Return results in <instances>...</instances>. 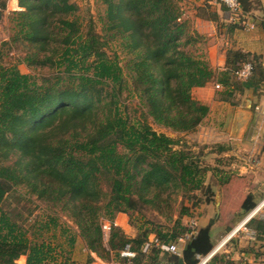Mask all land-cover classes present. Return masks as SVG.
Here are the masks:
<instances>
[{"label":"trees","instance_id":"trees-1","mask_svg":"<svg viewBox=\"0 0 264 264\" xmlns=\"http://www.w3.org/2000/svg\"><path fill=\"white\" fill-rule=\"evenodd\" d=\"M181 1L186 0H103L111 38L119 35L132 57L127 78L123 67L106 58L94 29L82 32L72 0H20L25 11L10 13L14 35L0 49V264H16L22 256L26 264H82L75 257L79 244L86 255L83 264L93 262L92 254L105 262L124 261L121 252L127 245L137 264H179L180 257L163 254L161 248L189 233L181 219L166 233L160 226L138 225L139 234L131 238L115 218L137 213L141 205L159 208L168 189L210 192L207 174L216 177L219 172L174 150L178 141L148 122L152 118L178 133H192L210 113L192 90L210 83L215 71L208 61L182 49L186 23ZM239 2L247 14L260 6L259 0ZM7 8L8 0H0V23ZM19 44L27 51L21 62L36 70L53 61L51 68L65 67L68 79L23 74L17 64L4 65L5 47ZM247 62L255 70L241 88L257 90L264 83L261 58L231 49L227 70L218 79L223 96L230 94L234 71ZM125 90L139 101L141 117L122 102ZM217 150L223 149L215 146L209 155ZM16 195L30 202L36 197L46 204L45 214L28 225L23 215L5 206ZM182 210L181 218L191 216L187 207ZM104 221L111 225L108 241ZM247 227L263 238L264 220L254 218ZM152 235L156 239L150 244ZM213 249L211 225L200 227L182 258L185 264H199V257ZM207 264L233 263L217 254Z\"/></svg>","mask_w":264,"mask_h":264},{"label":"crops","instance_id":"crops-1","mask_svg":"<svg viewBox=\"0 0 264 264\" xmlns=\"http://www.w3.org/2000/svg\"><path fill=\"white\" fill-rule=\"evenodd\" d=\"M199 1L204 4V0ZM259 2V8L248 13V22L254 25L253 29L229 25L225 18L227 9L215 3L208 2L211 6V18L197 19L200 34L203 33L207 41L212 38L219 41L217 46L215 44L212 47L211 57H209L211 68L215 71V78L205 87L197 88L203 95L199 96L198 100L210 109L202 126L218 129L221 137L224 138L222 142L214 143L216 147L222 148V151L217 150L215 154L210 155L208 151L205 153V156L209 155L206 158L211 156L216 158L215 166L219 170L215 174L218 188L213 189V200L209 203L215 205L214 212L217 218L220 216V219L216 223L211 218L200 222L201 227L211 225L214 249L225 243L217 254L226 255L233 264H264L262 262L264 261V236L259 237L253 229L247 227L249 222L244 231L241 228L248 215L264 201V83L257 90L243 89L242 83L233 79L230 83V94L227 96H223L225 88L221 90L216 86L223 85L218 79L220 74L227 70V53L231 49L259 56L264 70V0ZM226 27L230 28V32L226 30ZM210 174L214 178L212 173ZM262 217H264V207L262 214L255 218L262 220ZM115 225L129 237L135 238L136 235L131 234L127 214L119 213L115 218ZM234 231H238L236 241L233 239L236 234L230 236ZM240 237L248 239L249 248L242 249L243 240H240ZM257 237H259L258 240H256ZM155 239V235L150 236V244ZM186 243L182 241L178 243L180 256L170 252L167 246L161 248L162 253L182 258ZM92 258L91 264L104 262L96 254H92ZM199 260L201 261L200 258ZM26 261V256H22L16 264H26ZM164 263L173 264L172 262Z\"/></svg>","mask_w":264,"mask_h":264},{"label":"rangeland","instance_id":"rangeland-1","mask_svg":"<svg viewBox=\"0 0 264 264\" xmlns=\"http://www.w3.org/2000/svg\"><path fill=\"white\" fill-rule=\"evenodd\" d=\"M72 1L76 3L78 7V10L76 11V17H79V21L82 24V32L87 33L90 29H94V32L98 35L101 44H103V51L106 54V58L111 61H116L121 67H123L125 72L124 75L127 78L128 71L126 69V64L132 57L130 56V54H128V51L123 44L124 40L119 35L115 39L111 38L114 32H108L107 30V24L105 21L106 5L103 3V0ZM213 2L214 0L209 1V4ZM179 6L183 14L182 23H186V35L182 38V44L185 43V46L182 45V49L185 52H188L195 56H200L202 59L208 61L211 67L209 60V57H211L210 53L212 51V47H214L215 44L217 46L219 41H217V39L213 40V38L207 41L205 36L202 35L203 33L200 34L199 23L197 22V19H199L200 17L207 19L211 18V6H209L208 4L204 6V4L198 0L181 1L179 3ZM207 8H209V10H207ZM14 11H25V8L21 7L20 5V0H8V8L4 13L2 22L0 23V49L2 48V44L4 42L10 43L14 35V33L12 32L13 25L10 19V13ZM225 18H227L228 20V17L225 16ZM226 30H229L230 32L229 27H226ZM187 41L190 42L187 43ZM24 47H26V45L24 44L15 45L12 49H10V45L6 46L4 49L5 56L3 59V64H17L18 68L23 74H39L43 77H51L52 74H61V76L64 77V81L68 79V77L65 75V67H62L60 69L51 68V64L53 61H49L44 66L38 67L36 70H33V68H31L27 63L21 62L22 58H20V56L24 58L27 53ZM93 60L94 58L91 59V61ZM220 77H222L221 74ZM106 89L107 91H109V88ZM199 96L201 97L203 95L199 93V90H197V88H194L192 90V97L198 100ZM204 97H206V95H204ZM122 99V102L127 105L128 112H131L138 118L142 116V111L140 108H138L139 101L136 98L134 99L133 97H131L128 90H125L123 92ZM148 122L158 133L165 134L178 141V144L173 147L174 150L186 151L190 153L195 159H198L199 163H202L201 165L203 167H205V165L207 164L211 169H217V166H215L216 158L212 156L206 158L205 153H207V151L210 152L212 149H214V147L216 146L214 143L222 142L224 140V138L221 137V134L218 132V129H211L212 126L203 128V126L201 125L195 132L178 133L171 128L156 124V122L152 118H149ZM11 159V161H13V158ZM210 173L212 172H209L207 174L208 178L206 181V185L212 187L211 191H213V189L216 190L218 188V183L217 180H215V177L212 178V176H210ZM211 191L207 192L206 189L200 192H188L185 190L177 189L166 190L164 192L166 202L162 203L159 208L149 205H141L140 210H138L137 213L135 212L131 215H128L129 223L131 226V234H135V237H137V235L139 234L138 225H142L144 223L147 224L146 228L150 229H154L158 226L163 227L166 233L169 231V229H174V227L177 226V221L179 219H181L182 224L189 231L193 232H196L201 227L200 221H203V219L207 220L208 218H211V220H215V223L218 222L220 216H218V218L216 217V214L214 212L215 205L206 203L213 197ZM23 193H25V191H23ZM22 199L23 198H20L18 195L10 196L5 206L6 208L12 209V211H15L16 213H20L21 215H23V218L28 220V222H25L28 225L33 224L39 217L45 214L47 210L46 204L36 200V197H33L31 202L29 197H26L25 200ZM184 207H187L189 209L191 213L190 217L184 216L183 218H181L180 213L183 211L182 209ZM60 217L63 219V221H66L70 225H73L72 218H69L70 216H68L67 214L60 212ZM135 219L136 221L135 223H133ZM109 224L110 223L107 221L103 222V230L105 233L106 241H108L110 238L111 230L109 227L105 228V226H109ZM73 227L75 226L73 225ZM242 229V231H244V227ZM233 239L236 241L238 239V235L236 234ZM188 240L189 239L185 240V242H188ZM240 240H243L242 249L249 248V245H247V238L242 239V237H240ZM65 247V249L68 250L66 244ZM81 247V244L77 246L75 250V257L78 262H81L83 264L86 261V257L83 256V253H81ZM259 250L262 249L259 248ZM110 263L111 262L105 261L101 262V264Z\"/></svg>","mask_w":264,"mask_h":264},{"label":"built area","instance_id":"built-area-1","mask_svg":"<svg viewBox=\"0 0 264 264\" xmlns=\"http://www.w3.org/2000/svg\"><path fill=\"white\" fill-rule=\"evenodd\" d=\"M215 4H220L223 7H225L228 10V23L231 25H237V26H242L246 27L248 29H253L254 25L248 22V14L243 10V7L239 0H214ZM255 66L251 62L244 63L242 67L233 73V78L237 82L244 83L249 81L254 73ZM217 89H223V85L217 84L216 86ZM264 207V201L261 205L256 207L250 215H248L246 222L242 225L241 228H245L246 224L250 222L252 219L257 217L258 215L262 214V209ZM262 220H264V217H262ZM111 225L105 226V228H111ZM238 231H234L231 233L234 236ZM195 232L189 231V233H186V235L179 240V242H185V240L190 239L191 236H193ZM230 238V237H229ZM225 245V243L221 244L219 247L213 249L207 256L205 257H199L201 259L199 264H207L217 253L220 251V249ZM169 251L180 256V250L177 244L170 245L168 247ZM121 257L125 259L124 261H111L110 264H137L135 262V257L136 254L134 251H132L130 245H127L125 249L121 252Z\"/></svg>","mask_w":264,"mask_h":264},{"label":"water","instance_id":"water-1","mask_svg":"<svg viewBox=\"0 0 264 264\" xmlns=\"http://www.w3.org/2000/svg\"><path fill=\"white\" fill-rule=\"evenodd\" d=\"M179 264H185V262H184V260L182 258H180Z\"/></svg>","mask_w":264,"mask_h":264}]
</instances>
